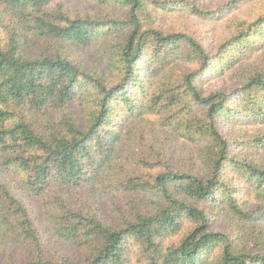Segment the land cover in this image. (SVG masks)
<instances>
[{
	"label": "trees",
	"instance_id": "obj_1",
	"mask_svg": "<svg viewBox=\"0 0 264 264\" xmlns=\"http://www.w3.org/2000/svg\"><path fill=\"white\" fill-rule=\"evenodd\" d=\"M55 1L0 0V264H264V137L221 124H264V61L234 91L205 87L262 60L264 0H93L106 12L75 17ZM186 10L227 35L153 26ZM95 46L96 68L74 54Z\"/></svg>",
	"mask_w": 264,
	"mask_h": 264
},
{
	"label": "rangeland",
	"instance_id": "obj_2",
	"mask_svg": "<svg viewBox=\"0 0 264 264\" xmlns=\"http://www.w3.org/2000/svg\"><path fill=\"white\" fill-rule=\"evenodd\" d=\"M165 2L174 1V0H162ZM59 2H63L65 5L67 13H69L72 17L88 15V14H96V8L98 13L106 12L102 8H98L93 0H57L54 3V6ZM215 5L220 4V0L214 1ZM52 9V7H49ZM178 9V8H177ZM252 11V10H251ZM251 11L243 14L248 15ZM178 16V17H177ZM177 17V18H176ZM154 27H157L166 32L173 31H183L187 30L192 32L195 35H205L206 33L213 39L214 43H218L219 40L226 36L230 27H227L223 24H215L206 20L201 21L199 16L196 13H192L191 11H184V13L178 14H167L162 13L155 21ZM118 34H116L117 36ZM119 41V39H118ZM41 46V47H40ZM28 47L30 51L39 53L42 48V44L40 43L39 38L29 37ZM264 52V51H263ZM77 57L87 58L92 62L91 67L96 68V62L98 61L99 55V47H94L90 50H81L79 52H74ZM262 55V60L252 59L251 61H242L233 66V68L227 71L220 69L218 72H212L209 74L208 81L205 84V87L208 91H216V90H224V91H234L237 86L241 85V81L244 80V77L247 73L254 69L259 68L261 61H264V53ZM261 68V67H260ZM81 105L77 102L76 109L79 110ZM222 130L226 134L227 138L231 141H237L238 139H243L248 141L250 139H255L258 137H264V124H255L251 125L250 121L247 120L245 124H241L238 126H230L229 128H224V124L221 121ZM159 129V127H158ZM190 147V146H189ZM238 150H243V146L237 147ZM235 151V148L232 147V152ZM259 156L264 158V153ZM93 189L96 191V199L99 200V205H102L103 212L105 213V217L111 219L112 217V204L115 202L110 196L101 195L100 189L101 185L96 184ZM88 190L85 192V194ZM74 196V195H73ZM75 197V196H74ZM216 215V223H214L212 227V231H228L230 232L234 226L233 223L230 222V218L226 216L224 212H215ZM57 247V246H56ZM58 248L61 249V252L67 249V244L62 242L58 245ZM13 251L15 253L16 260H21L24 257V253L19 252L17 247H12L8 251Z\"/></svg>",
	"mask_w": 264,
	"mask_h": 264
}]
</instances>
